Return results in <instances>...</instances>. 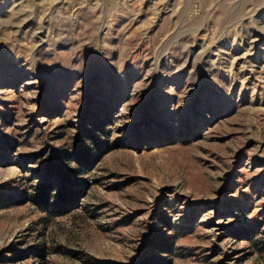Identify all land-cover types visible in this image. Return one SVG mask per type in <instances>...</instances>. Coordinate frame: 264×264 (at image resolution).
<instances>
[{"label": "rangeland", "instance_id": "obj_1", "mask_svg": "<svg viewBox=\"0 0 264 264\" xmlns=\"http://www.w3.org/2000/svg\"><path fill=\"white\" fill-rule=\"evenodd\" d=\"M0 264H264V0H0Z\"/></svg>", "mask_w": 264, "mask_h": 264}, {"label": "trees", "instance_id": "obj_2", "mask_svg": "<svg viewBox=\"0 0 264 264\" xmlns=\"http://www.w3.org/2000/svg\"><path fill=\"white\" fill-rule=\"evenodd\" d=\"M44 198L46 199V196ZM45 201H47V200H45ZM45 204H48V202H45Z\"/></svg>", "mask_w": 264, "mask_h": 264}]
</instances>
